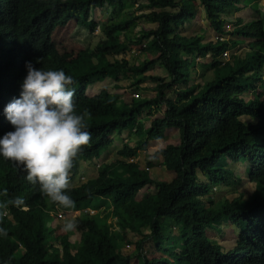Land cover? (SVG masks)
<instances>
[{
  "label": "trees",
  "instance_id": "16d2710c",
  "mask_svg": "<svg viewBox=\"0 0 264 264\" xmlns=\"http://www.w3.org/2000/svg\"><path fill=\"white\" fill-rule=\"evenodd\" d=\"M196 1L0 0V135L12 130L3 109L19 95L25 62L45 70L62 69L73 78L75 111L83 114L90 133L88 143L72 160L68 180L77 174L81 161L101 155L106 139L117 131H130L139 112L149 110L152 115L157 112L155 105L166 104L164 115L152 121L139 143L133 148L126 144L118 151L115 161L105 167L104 179L66 189L75 202L70 208L55 205L37 185L24 179L18 166L0 158V229L6 233L0 235V264H132L134 256L120 251L123 229L140 232L145 225L152 229L146 239H155L171 260L147 258L140 252L141 243H137L139 264H264V195L246 201L244 194L228 199L208 186L209 182L215 186L235 183V167L239 164L251 168L249 182L264 185V73H260L264 71V20L236 28L234 35L246 40L245 59L236 67L231 65L225 75L207 81L198 94L193 86L179 100H166L164 89L169 86L164 84L165 79L146 75L158 65L174 85L179 82L188 86L189 77L177 71L181 64L185 67L187 55H218L229 47L227 43L199 45L193 38H177L179 30L198 14ZM200 3L213 29L222 33L224 14L240 11L244 0ZM128 4L138 6L137 15L106 26L105 38L93 50H82L76 57L59 54L53 43L57 29L75 24L94 32L98 28L96 9L123 10ZM140 19L158 24V30L145 31L132 41L115 37ZM147 39H151L147 50L155 58L132 64L121 57L126 56L131 44H143ZM214 67L221 68L220 64ZM185 71L189 73L190 69ZM120 76H133L138 87L144 82H158L157 96L134 100L128 107L117 109L112 105L117 97L107 91L94 97L86 95L90 84L108 78L118 80ZM259 88L263 94L257 99L243 98ZM243 117L252 121H243ZM169 129L179 131V143L156 151L148 165L162 157L173 178L170 182L157 181L149 175V169L129 163L128 158L147 149L150 141L165 139ZM146 187H155L158 192L143 194ZM16 196L23 197L26 207L7 203ZM90 209L99 213L91 216ZM75 210L82 211L74 222L80 240L72 243L74 231L60 235L52 223L60 212ZM223 221L240 231L237 248L230 253L223 252L207 236L208 229ZM170 222L180 229L181 248L170 249L164 244L166 233L161 225Z\"/></svg>",
  "mask_w": 264,
  "mask_h": 264
},
{
  "label": "clouds",
  "instance_id": "9594fccd",
  "mask_svg": "<svg viewBox=\"0 0 264 264\" xmlns=\"http://www.w3.org/2000/svg\"><path fill=\"white\" fill-rule=\"evenodd\" d=\"M247 1L248 0H244V3H247ZM244 3L240 6V8H241L240 11L230 10L224 14V16H223V18H224V31L222 33H217L213 29L216 32V35L213 33L214 37L212 40L204 41V35L203 34H200L198 32L192 33V30L194 28H196L195 26L198 27V24L196 25V24L192 23V21L198 16L201 9L204 12V19H205V20L203 19L202 22L205 24H208L207 23L208 20L206 21L207 18H206V12H205L204 7L201 5L200 0L196 1V4L198 6V14L190 22H188L185 27H183L179 30L178 35L180 36V38L187 37V38H193L196 40L200 39V45H203L206 43H217V42L227 43L229 45V47L222 54H218V55L217 54H208L205 57H202L199 54L187 55V57L184 58L185 61H187L185 64V67L183 64H181L180 67L178 66L177 71L178 70H185L188 67V65L191 63V68H193L192 72L190 70L191 74H190V72L188 73L187 71H185L184 73H181L182 75H187L189 77L188 86H186L182 83H179V82L176 85H174L173 79L168 75L167 71L164 70L163 67L158 66L166 72V76L160 77L162 79H165L164 84L169 86V88L166 87L164 89L166 100L167 99L179 100L182 96H184L186 89H190L193 86H195L194 88H196L195 94H198L200 91L203 90V88L205 87V83L207 81L214 80L216 78V75H218V74L219 75H225L226 73L229 72L230 68L228 70H226L225 72H219V70L222 67H226L229 64L236 67L233 64L234 63L233 61H229L230 59L229 60L226 59L228 56V51L238 47L235 44V42H232L233 39L235 37H237L236 35H234L236 28H238L240 26H244V25H250L251 23H253L259 19L264 20V17H260V18L254 20L253 22H251L249 24H247L246 22H243V23H241V25H238L239 22H242V21L237 20V17L240 16L239 14L246 16L248 14V12H246V14H245V10L248 11V9H251V8H247V9L243 10L245 8ZM135 6H137V5H135ZM137 13L134 16H136ZM257 15H259V11L257 12ZM232 17L234 19H232ZM226 18H229L231 21L229 23H227V21L225 20ZM144 21H148V20L145 19ZM149 23H151V22H149ZM152 24L155 26L157 25L154 28L155 30H153V31H157L158 30V24H155V23H152ZM136 26L137 25H133L127 32H121L124 34L127 33L126 36H128V38H124L125 40L132 41V40L138 38L139 36H141L143 32L147 31L146 28H144L141 31V34L138 37L133 39L130 37V35L132 34L131 32H133V29ZM227 37H228V39L230 38L231 42L229 40H227ZM118 38H120V37H118ZM122 38H120V39L124 40ZM177 38H179V37H177ZM215 39H217V40L214 41ZM238 39H240V38H238ZM149 40H151V39H149ZM240 42L242 43L241 40H240ZM244 42H246V40H244ZM132 46H142L141 48L143 49V51L150 53L147 50V48H148L147 45H144V44L132 45L131 44V47ZM246 48H247V46H246ZM247 52H248V50L246 51V53ZM59 54H61V53H59ZM61 55H65V54H61ZM152 55L155 58L156 55L155 54H152ZM121 57H125V56L123 55ZM108 59H109V57H108ZM110 61H112V60H110ZM147 61H150V60H147ZM199 62H202V63L208 62L209 64H212V71L214 74L213 76L209 77L210 79H208V78L204 79L202 85H200L196 82L194 83L193 82V75H192L193 73H196V74L200 73L201 74V72H198ZM144 63H139V64H144ZM132 64H137V63H132ZM214 64L215 65L220 64L221 68H219V70H217L214 67ZM24 67H25L26 74L23 77V80L19 85V89H20L19 95L17 98H14L7 105H5V107L3 109L4 118L12 126V130L4 132L2 135H0V158L7 160V161H10L13 164H15L16 166H18L25 174L24 179L29 184L37 185L39 192L42 195L46 196L55 205L70 208V207L74 206L75 202L68 195L66 189L68 188L69 180H70V182L74 181L73 178H75L76 175L71 176L70 177L71 179L68 180L69 170L72 167V160L76 156L77 152L80 150L81 146L87 144L89 139H90V133L86 128V124L84 123L83 114H78L75 111V105L73 102L74 89L71 87V85H73L74 81H73V78L70 75H66L62 69H59V70L47 69V70H45L41 67L36 68L33 66V63L30 61H26ZM214 71H217V72H214ZM147 73H146V75L152 74V73H150V74H147ZM260 73L262 75L264 73V71H261ZM181 74H179V75H181ZM128 79H129L132 87H134L136 89L138 86H136L135 78L133 76H120V78L118 80H117V78H114V79L108 78L104 81H97L93 84H90L86 90V95H88L89 97H94V96H97L104 91H107L106 88H102L98 93H96L94 95H90L88 93V91L91 88L96 87L97 85L105 86L110 81H113L116 83V86H118V84L122 83L123 81H127ZM151 82H153V81L144 82L139 87H141V88H143L142 86L148 87V84ZM155 83H156V86L153 88L156 89L155 90V92H156L155 97H156L157 96L158 82H155ZM118 89H120V88H118ZM170 91L172 92V94L174 92V96H172V95L170 97L168 96ZM251 91H253L254 93H257V92H259V93L257 94V96H255L254 98H251L249 100L246 99L245 94H247V93H245L243 95V98L246 101L255 100L259 97L260 94H263V92H262V90H260V88L257 90H251ZM251 91H249L248 93H250ZM260 92H262V93H260ZM108 93H110V92H108ZM110 94L117 97V99L112 102V105H114L117 109H121V108L124 109L130 105V103H125L124 106L118 108L117 107V105L119 104L118 102H120L122 100V98L120 97V95L112 94V93H110ZM132 96L135 99H133L131 101L141 100L140 99L141 95L139 93V90L134 91L132 93ZM263 98L264 97H262L261 99H263ZM143 100H147V99H143ZM164 106L166 108L165 103L160 104L159 106L155 105L154 107L157 109V112L154 111L152 115L149 112V110H143L142 112H139L137 114L135 122L132 126L133 128L130 131H126L122 134L115 135L112 138L106 139L105 142H107V143H105L103 145L105 147L101 151L100 156L94 158L93 160L81 161L80 162V163H82L80 166L81 168L84 166L91 169V170L99 168L97 170L98 175L95 176V174H94L93 176L87 177L86 179L83 176L81 178L83 183H86L89 180H92L95 178H102V179L105 178V177L100 176V174H99L101 167L103 166V170L105 171V167L109 164L111 165L112 162L115 161V160H113V161L109 160L108 162H106V160H107L106 156L108 155L107 151L109 152L108 149L111 147L108 143L109 141L112 142V146H113V142H116V143L119 142L121 144L120 147L117 148V153L126 144L128 146H130L131 148H133L137 144L138 141H140L143 137H145L146 131L150 130L151 125H152V121L155 118H160L164 115V111H165ZM145 112H147L146 117L143 116V114ZM148 117H150V119H147ZM244 118H247V117H243L242 118L243 121H245ZM251 121L252 120L247 118L246 122H251ZM170 130L171 129H169L166 132V136L169 134ZM178 134H179V131H178ZM179 139H180V134H179ZM161 140H164V139H161ZM154 141H159V140H152L149 143L154 142ZM131 142H133V145H130ZM178 143H179V140L177 141L176 144H178ZM170 144L173 145L175 143H169L165 147H167ZM148 146H149V144H148ZM148 148L149 147H147V149L139 150L135 156L128 158L129 159L128 162L129 163H136V164H139L142 168L149 169V167H147V161H145L146 162L145 165H143L142 163L139 162L140 153L144 152L147 154V152H148V154H149ZM164 148H161V149H164ZM161 149H158V150H161ZM102 156L105 158L106 164L103 163L101 165L99 163V160ZM153 156H154V153L149 158L150 161H153L152 160ZM159 158H162V157H159ZM161 160H162V164H163V159H161ZM156 161L157 160H155L152 163L155 164ZM239 165H241V164H239ZM244 165L247 166L246 164H244ZM78 169H79V167H78ZM249 170H250V174H251V168L250 167H249ZM77 173H78V170H77ZM240 179H242V178L236 176V182ZM240 182H242V181H240ZM83 183H80V184L73 186V187L80 186ZM249 183L253 184L255 186V189L256 188L259 189L257 187L258 184L262 186V189H264L263 184L252 183V182H249ZM210 189H211V191H216V190H213L211 187H210ZM255 189H254V191H255ZM143 192L144 191H142V193ZM253 192L249 195V197L246 200L250 199V196L253 194ZM257 196L258 195L253 196L251 199H254ZM7 203L11 204L14 207H19V208L26 207L24 205V200H23L22 196H16V197L12 198L11 200H9ZM4 206H6V205H4ZM0 207H3V206H0ZM70 212L75 213V214H76V212H78V213L76 214L77 216H75ZM70 212L69 213L60 212L58 214V218H56L55 220H57V219L59 220L60 218H63V216L68 215L71 218V220L73 219V221L75 222L76 218L82 216V211H80V210H75V211H70ZM88 212L91 214V216H93V215L98 214L99 210L90 209V210H88ZM3 215H4V217L9 218L6 211L3 213ZM71 220H66L63 223V225L61 226V231L71 232L76 228V224ZM229 223L230 222H225V223L221 222L217 227H220V229H221V227L223 225H228ZM143 227H141V229ZM164 227H166V229H164ZM233 227L236 230L237 227L235 225H233ZM174 228L178 230V234H176V232L173 230ZM216 228L208 229L207 230V236H208L209 231L214 230L216 233V230H215ZM141 229H140V232H141ZM150 229H151V227H150ZM161 229L164 233H166V240H165L164 244L169 245L170 249L174 248V247L175 248H181L182 247V243L179 240V237H180L179 227H177L175 224L173 225L172 222H170L169 224H166V223L162 224ZM114 231H116V230H114ZM123 231L131 232L129 230H124V229H123ZM140 232H137V231L134 232L133 231L131 233L139 234ZM236 232L238 234L237 241L235 242V245L233 247H231L230 250H227V251H224L222 245L218 241H215L213 238H211L209 236H208V238L210 240H212L215 244L219 245L223 252H225V253L229 252L230 253L237 248V242L239 239V232L237 230H236ZM220 233L223 234L222 229H221ZM3 234H6V233L4 232L3 229H0V235H3ZM173 237H176V239L173 240V243H172ZM123 240H124V232H123ZM123 240L120 241V244H122ZM145 240H148L150 243H152V246H153V241H154L159 253H161L163 255V256L158 257V258H167V259L171 260L170 256L167 255L165 252H163L162 249L157 246L155 239H153V238L146 239V236L143 237V239L137 241V243H141L142 248L140 249V252L143 256H145L147 258H152V257H149L150 255H148V256L146 255L148 253V251L146 249H144V247H143V243ZM128 247H131V246L128 245ZM121 250H122V247H120V251ZM121 253H122V251H121ZM138 256L139 255L137 254V257ZM139 258L140 257H138L136 260H135V258H133L132 263L135 260V261H138L137 264H139ZM152 259H157V258L153 257Z\"/></svg>",
  "mask_w": 264,
  "mask_h": 264
},
{
  "label": "rangeland",
  "instance_id": "374dc122",
  "mask_svg": "<svg viewBox=\"0 0 264 264\" xmlns=\"http://www.w3.org/2000/svg\"><path fill=\"white\" fill-rule=\"evenodd\" d=\"M245 9L247 8H251L248 9V11L245 10V14L246 12H248V14L246 16H243L242 14H239L240 16L237 17V20L242 21L239 22L238 25H241V23L246 22L247 24L253 22L254 20L260 18V17H264V0H248L247 3H244ZM136 8L137 6H133L128 4L126 6V8H124L123 10H116V11H112L111 9H96L94 11V19L97 22V25L99 28H97L94 32H90L88 29L83 28V27H78L75 24H70L64 28H60L57 29L54 34H53V42L57 48V50L59 51V53L61 54H65V55H70L73 57H76L77 54L85 49H94L98 43L103 40L105 38V33H104V29L106 26L112 25V24H116L118 22H120L122 19H126L129 17V15L134 16L137 12H136ZM259 11V15H257V12ZM242 18V19H241ZM232 19H234L232 17ZM145 19H141L138 20L137 22H135L134 25H137L134 29L133 32H131L132 34L130 35L131 38H136L141 34V31L146 28L147 31L150 30H155L154 28L157 26L153 25L152 23H149L148 21H144ZM227 21V23H229L231 20L229 18L225 19ZM207 21V19H206ZM234 22V21H233ZM208 24H206L207 28H203L200 24H198L197 28H194L192 30V33H200L204 35V41H210L213 39L214 34L216 35V32L213 30V28L211 27L210 23L207 21ZM201 24H203V22H201ZM213 32H212V31ZM214 33V34H213ZM127 34V33H126ZM126 34L118 32L115 33V37H120L122 39L124 38H128V36H126ZM179 34V32H178ZM177 34V37L180 38V36ZM217 39H215L214 41H216ZM240 40L242 41V43L240 42ZM195 44H199L200 45V39H194L193 40ZM213 41V42H214ZM150 42L149 39L144 41V45H148ZM232 42H235V44L238 46L234 49H231L230 51H228V56H227V60L229 61H233L234 65L237 66L239 61H242L245 58L246 55V44L244 42V39L240 38L238 39L237 37H235L233 39ZM142 46H132L131 50L126 54V59L129 60L131 63H144L147 60H152L154 57L151 53H147L145 51H143V49L141 48ZM110 60H112L111 57H109ZM211 60V59H210ZM199 70L198 72H201L196 74L193 73V82L198 83L200 85L203 84L204 79L213 76V71H212V64H209L208 62H199ZM231 66V64L227 65L226 67H222L219 72H225L226 70L229 69V67ZM191 72L193 70V68H191V63L188 65V67ZM186 68V69H187ZM179 73L183 72L185 70H178ZM190 72V74H191ZM217 72V71H214ZM154 75V76H158V77H164L166 76V72L158 67V65H156L151 71H149L147 74ZM206 81V80H205ZM156 86L155 82H151L148 84V87H137L136 89L134 87H132L129 79L127 81H123L122 83L118 84V86H116V83L113 81H110L108 84H106L105 86H101V85H97L94 88H91L88 93L90 95H94L96 93H98L102 88H106L108 92L112 93V94H117L120 95V97L122 98V100L120 102H118L119 104L117 105L118 108L122 107L125 105V103H132L131 100L135 99L132 96V93L136 90H139V93L141 95L140 99H147V100H151L155 98L156 92L155 89L153 87ZM120 88V89H118ZM259 92L254 93L253 91H251L250 93L245 94V97L247 100L254 98L255 96H257ZM262 93V92H260ZM174 96V92L172 94V92L170 91L169 93V97L170 96ZM165 108V106H164ZM122 113V112H121ZM117 115H119L118 113H116ZM144 117L147 116V112H145L143 114ZM147 119H150V117H148ZM245 121H247V118H244ZM120 131L116 132V135H119ZM118 138V137H117ZM179 140V134H178V130L176 129H171L169 131V134L166 136V138L164 140H159V141H154L149 143V154L147 152L144 153H140L139 155V162L142 163L143 165L146 164L145 161H147V167H149V175L152 177V179L157 180V181H167L170 182L172 181L173 178V174L169 171H167V169L164 167V165L162 164V158H158L155 164L152 165H148V160L151 157V155L153 153H155L158 149L164 148L167 144L169 143H177V141ZM134 142V141H133ZM133 142H131L130 145H133ZM107 143V142H105ZM109 145L111 146L107 151L108 155L106 156V162H108L109 160H115L117 157V148L120 147V143L119 142H113V146H112V142L109 141L108 142ZM105 147V146H103ZM99 163L102 165L103 163H105V158L102 156L99 160ZM82 163L79 164V169H78V173L76 174V177L73 178L74 181L70 182L69 180V185L68 187H73L76 186L80 183H83L82 181V177L84 176L85 179L87 177L93 176L95 174L98 175L97 170L99 169H94L91 170L87 167H80ZM235 175L237 177H241L242 178V182H240V180H238L237 182L233 183L232 185H217L215 186L212 182H209L208 185L213 189L216 190L217 194H219L220 196H224L225 198L228 199H233L235 197H237L240 194H244V199L243 201H246V199L249 197V195L254 191L255 186L253 184L249 183L248 180V175L250 174V170L248 166H245L244 164L238 165L235 167ZM95 171V172H94ZM100 176L102 177H106L107 174L106 172L103 170V166L100 169L99 172ZM79 175V176H78ZM257 187L259 189H255V191L253 192V194L250 196V198H252L253 196L256 195H264V189H262L261 185H257ZM262 189V190H261ZM143 194L146 195H152L158 192V189H155V187H146L143 190ZM72 213V212H70ZM78 212H76L77 214ZM73 215L77 216L75 213H72ZM6 218V217H5ZM7 219V218H6ZM61 219V220H60ZM59 220H55L52 223V227L53 229H55L57 231L58 234L60 235H66L67 232H63L61 231V226L63 225V223L66 220H71V218L67 215V216H63V218H60ZM73 221V219L71 220ZM74 222V221H73ZM223 223H225V221H223ZM236 228V227H235ZM221 229L223 230V234H221ZM217 227L216 233L214 230L209 231L208 232V236L213 238L215 241H218L224 251L230 250L231 247H233L235 245V242L237 241L238 238V234L236 232V230L240 233V231L236 228V230L234 229L233 225L231 223H229L228 225H223L222 227ZM176 234H178V230L177 229H173ZM74 233L73 235L70 237V240L72 243H75L77 241L80 240V233L76 232V230H73ZM124 232V240L121 244L122 247V253L126 254V255H133L135 258V260L138 258L137 254V241L143 239V237L145 236H150L151 234V229L149 227V225H145L142 229L141 232L139 234H134L128 231H123ZM131 246V247H128ZM143 247L144 249H146L148 251V253L146 254L147 256L150 255L149 257H154V258H158L163 256L161 253H159L154 241H153V246L152 243H150L148 240H145L143 243ZM132 264H137L138 261H135Z\"/></svg>",
  "mask_w": 264,
  "mask_h": 264
},
{
  "label": "crops",
  "instance_id": "0c3cea01",
  "mask_svg": "<svg viewBox=\"0 0 264 264\" xmlns=\"http://www.w3.org/2000/svg\"><path fill=\"white\" fill-rule=\"evenodd\" d=\"M203 19H204V12H203V10L201 9L200 10V13L198 14V16L192 21V23H194V24H200L203 28H207V26H206V24L205 23H203V24H201V22L203 21ZM242 19V18H241ZM205 20V19H204ZM196 28H197V26H195ZM229 37V36H228ZM228 37H227V40H229L230 41V38L228 39ZM231 42V41H230Z\"/></svg>",
  "mask_w": 264,
  "mask_h": 264
}]
</instances>
